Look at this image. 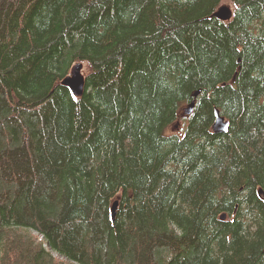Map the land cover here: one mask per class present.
<instances>
[{
	"label": "trees",
	"instance_id": "16d2710c",
	"mask_svg": "<svg viewBox=\"0 0 264 264\" xmlns=\"http://www.w3.org/2000/svg\"><path fill=\"white\" fill-rule=\"evenodd\" d=\"M231 2L0 0V264H264V0Z\"/></svg>",
	"mask_w": 264,
	"mask_h": 264
},
{
	"label": "water",
	"instance_id": "95a60500",
	"mask_svg": "<svg viewBox=\"0 0 264 264\" xmlns=\"http://www.w3.org/2000/svg\"><path fill=\"white\" fill-rule=\"evenodd\" d=\"M214 16L220 20H229L232 16L231 8H228L226 5H219L214 11ZM83 64L81 62H76L72 65L70 74L63 78L61 84L64 85L73 96H80L83 91L84 86V77L81 73ZM196 92L194 95H197ZM193 110V102H190L185 108V114L189 115ZM212 130L215 133L225 132L227 130V123L223 122V118L219 115L218 110H215V118L212 123ZM118 201L115 200L110 207V215L113 220ZM221 219H224V215H221Z\"/></svg>",
	"mask_w": 264,
	"mask_h": 264
},
{
	"label": "rangeland",
	"instance_id": "374dc122",
	"mask_svg": "<svg viewBox=\"0 0 264 264\" xmlns=\"http://www.w3.org/2000/svg\"><path fill=\"white\" fill-rule=\"evenodd\" d=\"M220 5H226L228 8H231V13H232V11L234 10L233 3L231 2V0H222V3H221ZM85 70H86V68H85V66L83 65V66H82V70H81L83 75H84V73H85ZM183 113L185 114L184 111H183ZM177 126H178V125H176V126L171 125V126L169 127V130H171L172 132L178 133V131H180V128H177ZM40 237H42V235H40ZM53 254H54L55 256L58 255V256H57L58 258H62V259H64V260H66V258L60 256L58 253L53 252Z\"/></svg>",
	"mask_w": 264,
	"mask_h": 264
},
{
	"label": "bare ground",
	"instance_id": "6f19581e",
	"mask_svg": "<svg viewBox=\"0 0 264 264\" xmlns=\"http://www.w3.org/2000/svg\"><path fill=\"white\" fill-rule=\"evenodd\" d=\"M84 88V87H83ZM194 102V101H193ZM220 113V112H219ZM222 116V115H221ZM220 214V213H219ZM36 233V232H35ZM43 238V237H42ZM55 256V255H54ZM58 256V255H57ZM61 256V255H60Z\"/></svg>",
	"mask_w": 264,
	"mask_h": 264
}]
</instances>
